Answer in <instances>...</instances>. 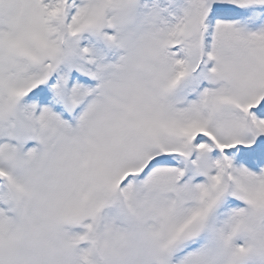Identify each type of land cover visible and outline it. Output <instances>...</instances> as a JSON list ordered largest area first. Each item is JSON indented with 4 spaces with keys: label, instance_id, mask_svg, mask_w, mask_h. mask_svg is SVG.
Masks as SVG:
<instances>
[{
    "label": "snow or ice",
    "instance_id": "obj_1",
    "mask_svg": "<svg viewBox=\"0 0 264 264\" xmlns=\"http://www.w3.org/2000/svg\"><path fill=\"white\" fill-rule=\"evenodd\" d=\"M0 264H264V0H0Z\"/></svg>",
    "mask_w": 264,
    "mask_h": 264
}]
</instances>
